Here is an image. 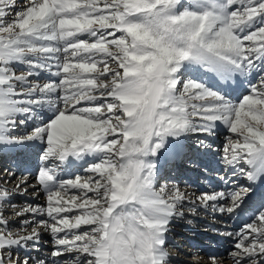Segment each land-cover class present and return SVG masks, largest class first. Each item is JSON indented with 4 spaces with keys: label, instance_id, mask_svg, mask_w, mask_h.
I'll return each mask as SVG.
<instances>
[{
    "label": "snow or ice",
    "instance_id": "obj_1",
    "mask_svg": "<svg viewBox=\"0 0 264 264\" xmlns=\"http://www.w3.org/2000/svg\"><path fill=\"white\" fill-rule=\"evenodd\" d=\"M32 149L45 203L0 185V264H169L208 209L245 218L233 264H264V0H0V155ZM201 158L224 175L192 199L166 171Z\"/></svg>",
    "mask_w": 264,
    "mask_h": 264
},
{
    "label": "rangeland",
    "instance_id": "obj_2",
    "mask_svg": "<svg viewBox=\"0 0 264 264\" xmlns=\"http://www.w3.org/2000/svg\"><path fill=\"white\" fill-rule=\"evenodd\" d=\"M28 3V0H17L18 7L22 10L23 6ZM9 20L13 19V17H9ZM228 133L221 128L218 137L219 140L216 142V147L219 149L223 148L224 143L226 142V136ZM217 137V138H218ZM33 156V160L30 161L29 159H24L27 156L18 154L16 157L19 160H23L26 164H31L36 168V170L32 173L29 172V176H24V172H20L19 174H15L12 176L8 175V172L11 171L9 167V162H6L5 164L1 161L0 162V178L3 177L2 182L0 181V185H3L5 181H7L6 187L10 190L11 187L12 190L15 188V185L21 180V179H27V184L22 185L21 189L27 188V192L24 195H16L12 198V202L18 205L19 207L24 206L25 203H36V204H44L46 194L40 190L37 191V181H36V174L38 172V169L41 165V161L38 159V152L35 151ZM14 160V158H13ZM32 160V159H31ZM188 162L189 167H191V170H196L202 167H193L190 163V161H185V163ZM24 164V163H23ZM184 165V163L182 164ZM196 168V169H194ZM172 168H169L166 171V175H170L174 178V182L178 183L182 190L186 191L192 199L195 198L193 196L194 193H191L192 190L190 188H194L196 185L194 184V181H197L198 184H203L207 188L205 190H201L199 192H195L196 196H198L201 192L210 190L209 185H207L206 181L210 177H206L204 175L199 174H192L188 175L189 180H184L181 176L178 177L176 173H174ZM10 170V171H9ZM170 170V171H169ZM204 170V169H203ZM12 172V171H11ZM191 172V171H190ZM82 174V173H81ZM224 173L221 172H211V177L213 178L215 183H218V176H222ZM65 179L69 177H64ZM180 178V179H177ZM201 187H204L200 185ZM195 189V188H194ZM71 194V193H69ZM78 194V193H77ZM17 208V210H18ZM185 211L187 212V207L185 208ZM12 214V210L9 208L7 212H5L6 216H10ZM231 222V218H228L226 215L221 216L219 213L213 214L211 209H208L207 211L200 210L196 212L195 214H187L183 219L176 220L172 225V231L169 232L168 236L172 241L168 242L166 245V250L170 253V260L169 264H189V262L193 260H200L201 264H207L209 253L212 252H204L201 251L200 247H206L208 249H218L220 252H216L213 254H216L217 264H233L232 258L228 255V253L232 250V246L234 244V238H229L227 236V233L232 232L235 233L238 231V229L242 226L243 223H240V225L236 227L229 226ZM19 221L16 222V225H14L13 230H19L18 229ZM190 227V228H188ZM28 230H31V226H29ZM201 233V234H200ZM214 235L213 239L208 238V235ZM217 235L223 236V239L225 240V248L221 245V243L218 242ZM217 239V240H216ZM52 238L49 234L43 233L41 236V250L40 252L32 251L30 254L35 258H44L49 255V253L52 250ZM200 246V247H199ZM32 246L29 245V248ZM21 250L20 257L23 259L25 255V251ZM193 253H197L196 255H193ZM34 264V262H33Z\"/></svg>",
    "mask_w": 264,
    "mask_h": 264
},
{
    "label": "bare ground",
    "instance_id": "obj_3",
    "mask_svg": "<svg viewBox=\"0 0 264 264\" xmlns=\"http://www.w3.org/2000/svg\"><path fill=\"white\" fill-rule=\"evenodd\" d=\"M217 140H219V137L216 139V142H217ZM36 150L35 149H32V150H29L26 154H23V155H26L27 157L26 158H30V159H32L31 161H34L33 160V156L35 155L34 154V152H35ZM190 154H192V155H195L194 154V152L193 153H190ZM14 158V156H11V155H7V154H5V155H0V162L3 160V161H5V162H3L4 164L6 163V162H9V167H10V169H11V171L13 172V173H15V174H19L20 172H24V167L23 166H18V164H17V161L18 160H16L14 163H13V159ZM25 159V158H24ZM202 159V162L201 163H199V166L200 165H204V164H208V161H207V159L206 158H201ZM20 160V159H19ZM184 161H188V160H184ZM190 163H192V161H190ZM217 167V165L213 162L210 166H209V168H210V170H212V171H214V169ZM27 168V170H28V172H30V173H32V172H34L35 171V168H33L32 166H27L26 167ZM170 168H172L173 169V171L175 172V173H177L179 176H181L184 180H188V178H187V174H188V171L189 170H186L185 168H183V167H181L177 162L175 163V164H173V165H171L170 166ZM10 171V170H9ZM10 171V172H11ZM170 171V170H169ZM196 171V170H195ZM195 171L193 170V171H191V174H193V173H195ZM29 176V175H28ZM2 179H3V177H1L0 178V181L2 182ZM22 180V179H21ZM211 181V180H210ZM211 183L212 184H215L214 182H212L211 181ZM209 184V183H208ZM203 186V185H202ZM12 188L13 187H11L10 188V190H12ZM195 188V189H194ZM192 187V188H190L191 190H192V192L191 193H194L193 194V196H196V193L195 192H199V191H201V190H204V188H205V186L204 187H201L200 185H198V184H196V186L195 187ZM231 225V224H230ZM188 228H190V227H188ZM210 238H213V236H209ZM218 238H222V237H218ZM217 240V239H216ZM169 242V241H168ZM167 242V243H168ZM200 249H201V251H207V249L205 248V247H200ZM212 251H216V250H212ZM23 252V251H22ZM208 252V251H207ZM217 252V251H216ZM24 253V252H23ZM20 254V253H19Z\"/></svg>",
    "mask_w": 264,
    "mask_h": 264
}]
</instances>
